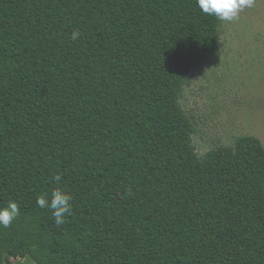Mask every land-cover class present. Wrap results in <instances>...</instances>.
Segmentation results:
<instances>
[{
    "label": "trees",
    "instance_id": "trees-1",
    "mask_svg": "<svg viewBox=\"0 0 264 264\" xmlns=\"http://www.w3.org/2000/svg\"><path fill=\"white\" fill-rule=\"evenodd\" d=\"M220 26L196 0H0V264H264V145L200 157L180 105Z\"/></svg>",
    "mask_w": 264,
    "mask_h": 264
},
{
    "label": "rangeland",
    "instance_id": "rangeland-1",
    "mask_svg": "<svg viewBox=\"0 0 264 264\" xmlns=\"http://www.w3.org/2000/svg\"><path fill=\"white\" fill-rule=\"evenodd\" d=\"M180 105L194 122L200 157L241 136L264 145V0H253L230 22L221 21L220 47L202 70L191 73ZM7 264H33L23 258Z\"/></svg>",
    "mask_w": 264,
    "mask_h": 264
},
{
    "label": "clouds",
    "instance_id": "clouds-1",
    "mask_svg": "<svg viewBox=\"0 0 264 264\" xmlns=\"http://www.w3.org/2000/svg\"><path fill=\"white\" fill-rule=\"evenodd\" d=\"M197 6L204 14L214 16L220 21L230 22L235 19L244 7H251L253 0H196ZM79 31H74L72 39L80 37ZM54 179L59 182L60 177ZM72 196L60 187L51 192V198L45 193L37 197L40 208H48L57 226L66 223V216L71 211ZM20 215L19 206L15 201H9L6 206L0 207V227H10Z\"/></svg>",
    "mask_w": 264,
    "mask_h": 264
}]
</instances>
